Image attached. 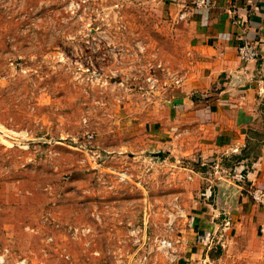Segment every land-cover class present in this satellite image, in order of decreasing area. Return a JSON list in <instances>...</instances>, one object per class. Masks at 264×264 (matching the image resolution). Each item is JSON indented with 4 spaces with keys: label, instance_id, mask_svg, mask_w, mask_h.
<instances>
[{
    "label": "rangeland",
    "instance_id": "rangeland-1",
    "mask_svg": "<svg viewBox=\"0 0 264 264\" xmlns=\"http://www.w3.org/2000/svg\"><path fill=\"white\" fill-rule=\"evenodd\" d=\"M193 4L0 0V264H264L229 225L197 245L236 158L158 134L196 59Z\"/></svg>",
    "mask_w": 264,
    "mask_h": 264
},
{
    "label": "crops",
    "instance_id": "crops-1",
    "mask_svg": "<svg viewBox=\"0 0 264 264\" xmlns=\"http://www.w3.org/2000/svg\"><path fill=\"white\" fill-rule=\"evenodd\" d=\"M205 2L188 12L196 59L158 134L170 138L165 145L171 152L180 145L188 148L184 140L190 136L204 157L236 158L235 181L218 183L216 206L198 211L193 227L202 236L229 225L233 241L260 243L257 254L264 258V206L249 196L251 189H264V0ZM244 42L259 50L257 59L238 57Z\"/></svg>",
    "mask_w": 264,
    "mask_h": 264
},
{
    "label": "built area",
    "instance_id": "built-area-1",
    "mask_svg": "<svg viewBox=\"0 0 264 264\" xmlns=\"http://www.w3.org/2000/svg\"><path fill=\"white\" fill-rule=\"evenodd\" d=\"M193 6L205 7L206 2L205 0H194ZM237 52L238 57L244 62L255 60L260 56L259 50L248 42H244L243 45H240ZM249 196L255 204L264 206V189H251L249 191Z\"/></svg>",
    "mask_w": 264,
    "mask_h": 264
}]
</instances>
